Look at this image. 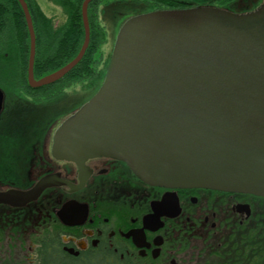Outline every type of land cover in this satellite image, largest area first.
Returning <instances> with one entry per match:
<instances>
[{
    "label": "water",
    "instance_id": "1",
    "mask_svg": "<svg viewBox=\"0 0 264 264\" xmlns=\"http://www.w3.org/2000/svg\"><path fill=\"white\" fill-rule=\"evenodd\" d=\"M18 1L30 35L29 84H55L88 49L93 0L82 6L85 40L77 57L39 80L32 17ZM3 107L0 89V114ZM51 140L57 160L79 167L108 157L153 185L264 197V1L243 13L203 5L127 18L100 88Z\"/></svg>",
    "mask_w": 264,
    "mask_h": 264
},
{
    "label": "flooded vegetation",
    "instance_id": "2",
    "mask_svg": "<svg viewBox=\"0 0 264 264\" xmlns=\"http://www.w3.org/2000/svg\"><path fill=\"white\" fill-rule=\"evenodd\" d=\"M259 1L203 2L231 10ZM6 94L0 264H264L263 196L153 185L108 157L83 167L57 160L44 133L61 117L55 109L74 98L45 100L54 106L43 115L32 107L7 112Z\"/></svg>",
    "mask_w": 264,
    "mask_h": 264
},
{
    "label": "trees",
    "instance_id": "3",
    "mask_svg": "<svg viewBox=\"0 0 264 264\" xmlns=\"http://www.w3.org/2000/svg\"><path fill=\"white\" fill-rule=\"evenodd\" d=\"M25 1L37 39L34 73L42 77L64 67L79 54L85 40L82 15L85 0H49L60 7L68 17L67 23L59 30H54L50 26L49 19L46 18V21L41 19L43 12L37 0ZM114 1H127L120 7L125 10H132L136 6L149 7L151 10L178 9L186 7L187 4L184 3L185 0H93L88 8L90 24L88 49L81 62L68 75L59 82L41 89L47 92L41 96L43 100L58 102L64 97L65 89L76 85L86 84L87 87L84 89L87 91L97 88L103 77V72L97 73V57L103 45L108 43V35L114 31L113 26H110L109 30L106 28L100 7ZM29 58L30 35L23 9L18 0H0V81L19 83L29 88L27 86Z\"/></svg>",
    "mask_w": 264,
    "mask_h": 264
},
{
    "label": "rangeland",
    "instance_id": "4",
    "mask_svg": "<svg viewBox=\"0 0 264 264\" xmlns=\"http://www.w3.org/2000/svg\"><path fill=\"white\" fill-rule=\"evenodd\" d=\"M205 0H202V2H199V0H185V2H187L186 7H193V6H200V5H205L207 2H203ZM208 1V0H207ZM264 0L259 1L256 5L254 6H250L249 2H244L242 3H238L236 5L235 8H232L231 10L235 11V12H249V11H253L257 8H259L262 4ZM19 2V1H18ZM39 7L42 10V20L46 21V18L50 20L51 22V27L54 30H59L61 29L68 20L67 15L64 13V11L58 7L57 5H54L52 2H50L49 0H37ZM125 2L127 1H114V2H110V3H106L103 4V6L100 7V13L102 14V18L104 20V24L106 26V28L109 30L110 26H113V29H115L114 34L110 33V35H108V43L105 45H103V47L101 48V50L99 51L98 57H97V73L100 74V71L103 72V77L101 79V81L98 82L97 84V88L95 89V91L91 92L90 96L94 95L98 89L100 88L105 74L107 72L110 60H111V56H112V51H113V44H114V38L117 34L118 31V27H120V25L129 17L137 15V14H141V13H146L149 11H153L151 9H149V7H139L136 6L135 8H133L132 10H125L124 8H121L122 5L126 4ZM122 3V4H121ZM116 5V7H115ZM120 5V6H119ZM103 23V22H102ZM90 25V24H89ZM36 43H37V39H36ZM37 46V44H36ZM39 74V73H38ZM40 75V74H39ZM39 75L35 74L36 78L41 79L42 77H39ZM47 75V74H46ZM28 79V78H27ZM28 81V80H27ZM83 85V86H82ZM27 86L29 88H25L24 93L23 91H20L19 89V83L18 84H11V83H7V81H0V89L3 90V92L5 91L7 94V104L8 107L7 108V112L8 110H11L12 113L13 112H19L22 109L25 108H29L32 107L34 108L35 111H41L42 114H46L47 113V109H50L51 107H48L49 105H53L52 103H46L45 100H43L41 98V96L45 95L47 92L46 90H41L40 88L38 89L39 94H34L32 95V97L28 96L31 95V92H34L33 89L30 84L29 81L27 83ZM86 84H81V85H76L74 87H70L67 88L63 91L64 97L65 99L69 98V97H73L74 99L72 101H66L65 103H63L62 105L58 106L55 111H54V115H58L61 116L57 119L51 120V122H49V126H47L46 130H45V139H50L53 136V132L55 130V128L57 127V125L68 115H70L71 113H73L74 111H76V109L83 103H85L88 100V95L87 94H83V93H87L86 88L85 87ZM2 87V88H1ZM70 89V90H69ZM69 91V93H68ZM68 93V94H67ZM28 96V98H27ZM87 98V99H86ZM86 99V100H85ZM54 106V105H53ZM49 148V147H48Z\"/></svg>",
    "mask_w": 264,
    "mask_h": 264
}]
</instances>
